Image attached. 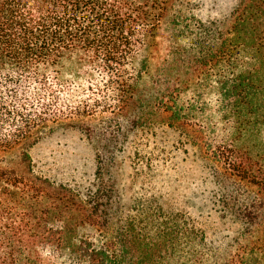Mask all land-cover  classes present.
<instances>
[{
    "label": "trees",
    "instance_id": "16d2710c",
    "mask_svg": "<svg viewBox=\"0 0 264 264\" xmlns=\"http://www.w3.org/2000/svg\"><path fill=\"white\" fill-rule=\"evenodd\" d=\"M176 2L0 0V264H264V0H239L192 41H177ZM154 121L211 164L242 225L229 244L116 223L111 189L84 199L27 150L60 126L96 140L98 122Z\"/></svg>",
    "mask_w": 264,
    "mask_h": 264
},
{
    "label": "rangeland",
    "instance_id": "374dc122",
    "mask_svg": "<svg viewBox=\"0 0 264 264\" xmlns=\"http://www.w3.org/2000/svg\"><path fill=\"white\" fill-rule=\"evenodd\" d=\"M238 1L177 0L172 12L178 17L177 41H192L203 24L224 19ZM168 34L167 27L160 31L161 48ZM73 68V63L64 67L65 79L73 77ZM97 126L96 140L73 126L44 134L27 148L34 170L72 187L84 199L96 198L101 187L111 189L116 223H133L145 235L186 239L198 231L207 242L223 247L238 234L242 225L235 208L225 201L228 193L185 133L160 121L145 126L112 122L109 133L105 123ZM98 139L108 148L99 149ZM101 156L107 167L103 180L97 171ZM242 200L247 202L246 192Z\"/></svg>",
    "mask_w": 264,
    "mask_h": 264
}]
</instances>
